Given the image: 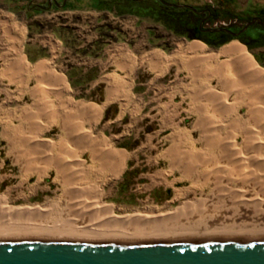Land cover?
Wrapping results in <instances>:
<instances>
[{
    "label": "bare ground",
    "instance_id": "obj_1",
    "mask_svg": "<svg viewBox=\"0 0 264 264\" xmlns=\"http://www.w3.org/2000/svg\"><path fill=\"white\" fill-rule=\"evenodd\" d=\"M13 26L12 24L11 29ZM11 47L14 57L11 58L13 62L9 60L8 71L12 73L8 72L4 79L9 84L20 87L22 93L31 94L35 98L34 104L39 108L52 112L48 123L42 124L43 127H36L37 131L41 132L45 127L58 124L61 127L58 142L65 141L68 135H74L77 140L94 145L96 149H93L97 151L91 152L90 163L86 165L79 159L81 153L75 146L62 144L64 142L56 145L51 138H41L43 142L41 139V142L36 141L39 137L30 126L32 133L24 143L29 144V148L39 147L40 151L46 152L42 160L43 169L39 172L44 175L47 169H52L55 172L54 180L60 183L62 194L66 198L47 202L42 206H11L5 201L0 202V239L122 242L264 238V69L243 45L232 41L224 46L221 53L227 58L220 66H212L208 78L206 75L201 79L198 76L200 82L193 83L186 95L197 115L196 125L200 128L198 138L203 141V148L187 146L191 140L188 133L170 136L173 145L169 154L172 166H169V172L179 169L181 177L189 180L190 188L208 189L206 197L184 203L174 211L149 209L122 213H114L112 204H104L100 200L103 189L99 181L108 171L106 163L111 155H118V169H112L114 175L120 173L127 155L114 151L108 143L98 137L100 142L97 136L92 137L88 130L74 124L65 103L59 105L63 117L55 115L56 107L47 97L50 95L47 91L57 84L66 89L63 77L56 74L46 60L30 66L18 48L13 44ZM188 47L202 49L204 44L197 41ZM158 54L159 58L163 57L165 60L175 58V55ZM207 59H211V56L203 55L197 62L210 68ZM233 59L236 61L235 65L230 63ZM12 66H15V71L11 70ZM213 79L216 80L215 85L210 84ZM31 80L34 84L30 88L28 84ZM239 107L244 110L242 113L245 123L242 127L233 119L232 122H226ZM222 132L226 134L221 135ZM183 147L185 148L182 149ZM21 155L17 154L16 161L22 162L27 170H33L34 162L31 158L34 155L26 158Z\"/></svg>",
    "mask_w": 264,
    "mask_h": 264
},
{
    "label": "rangeland",
    "instance_id": "obj_2",
    "mask_svg": "<svg viewBox=\"0 0 264 264\" xmlns=\"http://www.w3.org/2000/svg\"><path fill=\"white\" fill-rule=\"evenodd\" d=\"M6 1L7 0H0V6L6 4ZM13 1L16 0H12V2ZM48 1L49 0H20L18 7H20V5L25 7L26 5L40 3L45 8L41 10V12L37 11L39 14L36 16H34V14L37 12L26 11V16H24V12L20 11L15 12L13 17L21 21L19 24H21L20 26H22L24 31V39H22L24 45L27 42L33 44L42 43V38H45L46 34L51 33V28H55V23L67 22L69 27V29H66L68 33L65 35V41L68 45L66 49L67 55L60 57L58 61L55 62L57 68H65V64L69 63L66 59L72 61L82 56V52H76L73 44L81 42L85 37L90 41H98V45L94 44L92 47L88 46L85 52L88 50L89 54L92 55H97L98 53L99 57L102 54L100 45L109 41H122L127 45H132L139 39L145 42L146 47L159 45L161 48L170 49L173 46V37L179 34L178 32L180 31V28H178L177 31H175L174 28H170L164 20L159 19V17L155 15L143 14L139 16L125 13L117 14L116 11H114L115 9L118 10L116 7L118 4L125 9H134L137 3L132 2V0H119L118 4H112L111 0H65L64 6H60L63 0H52L50 6H48ZM164 1L173 3L174 5L186 4L198 11L202 9L210 10L212 16L204 23L203 27L205 28L227 27L232 31H237L241 25L251 20L254 16H258L260 19L264 20V0ZM54 2H57L59 5H55ZM147 3L148 2H145L143 5ZM129 4H131V6ZM95 5L100 7L94 8L93 6ZM192 19L195 20V18ZM255 23L258 24L257 22ZM255 23L248 26L246 33L250 34L253 30L259 29L260 26L258 25H262H256ZM243 37L251 44L252 50L258 53V57L264 63V45H255V41L249 40L245 35H242V38ZM232 39L241 42L238 38ZM238 41L235 42L239 43ZM241 43L244 44L243 42ZM247 51L251 54L250 49ZM63 53L64 52H62V54ZM92 55H90V57ZM254 60L258 64L256 58ZM99 65L101 68H104V72L113 69L110 60H99ZM261 68L264 69L263 66ZM169 73L171 74L172 70ZM136 74L138 79H142V77L146 76L144 70L141 69ZM167 77L170 78L169 75H167ZM146 87V84H143L137 86L134 90L135 97L133 100L143 105L139 111L133 113V109H126L125 115L117 127H111L104 123L101 127L97 125L94 128V131H98L100 128L105 130V132L109 134L108 138L113 147L117 146L118 149L125 150L129 154L126 167L127 170L124 174L118 176V189L113 186L114 179L107 181L106 185L102 188L103 194L100 200L104 202V204H112L114 213L149 209H153L154 211H174L184 203H191L195 201V199L205 198L208 194L207 188H190L189 180L181 177L182 172L179 169H173L170 171L171 173L169 172V166H171L169 163V160H171L169 159V154L170 148L173 145V140L170 139V136H174V134L183 135V133L177 132H172L170 134L171 131L176 130L184 132V134L188 133V135L191 136V140L188 141L187 146L190 145L196 149L203 148V141L198 138L200 136V128L196 125L195 116L188 113L186 101H181L178 96L173 101L166 104V113L160 114L156 108L152 107L153 102L148 101V99H152L147 96L151 95V90L149 93L140 92V90ZM136 90H138L137 93ZM15 94L16 91L14 87L5 89V86L0 81V202L5 201L7 205L11 206H42L47 202L62 201L66 196L62 194L60 183L54 180L55 172L52 169H47L44 175L39 172L43 169L42 160L45 158L44 155H46V152L44 153V150L40 151L39 147L29 148V144L26 145L24 143L30 135L27 126L24 124L25 126H23L22 130L19 129L22 128L21 126L16 130L17 126L13 125L15 119H13L11 115L5 113L8 109H19L21 104L24 105L29 100L28 97L17 100L14 98ZM131 105H134L133 102H131ZM113 110H115V107L110 108L108 112L111 113ZM242 112L244 113L243 107H239L232 117L227 118L226 122L235 121L239 127H242V124L245 123L243 122L245 117ZM16 119L20 120L17 116ZM231 119L233 120L231 121ZM3 123H10L14 127L5 125L7 127L3 134ZM74 123L83 127V125L79 124L77 121ZM117 129L121 130V134L127 135L129 139H120L119 135L118 139H116L114 135L109 133ZM55 132L56 131L52 129L50 132L46 133V135L55 138ZM220 134L225 135L226 133L224 134L222 132ZM3 135L8 137H4ZM40 139L41 137L36 141L43 142V139H41V141ZM53 141L56 145L62 142H64L62 144H68L67 140L58 142V139H53ZM124 143H129L133 145L134 148L129 150L123 146ZM75 148L81 153V158L79 159L84 164H89V156L88 158L82 156V150L77 147ZM184 148L185 147L182 149ZM19 150L22 154L21 156L24 158L34 155L31 158L34 162V166L32 167L34 168L33 170H27L22 162L19 163L16 161L17 154H20ZM37 165H41V167ZM40 174L43 176H40ZM121 179L128 183L129 186L121 187Z\"/></svg>",
    "mask_w": 264,
    "mask_h": 264
},
{
    "label": "crops",
    "instance_id": "obj_3",
    "mask_svg": "<svg viewBox=\"0 0 264 264\" xmlns=\"http://www.w3.org/2000/svg\"><path fill=\"white\" fill-rule=\"evenodd\" d=\"M19 2L20 0H16L13 2L12 0H7L6 4L0 6V81L5 86V89L14 87L16 91V94L14 95L15 99L22 100L25 97H28L29 100L24 105L21 104L19 109H8L5 113L11 116L14 115L12 118L15 119V123L13 122V125L17 126L16 129L21 126L22 128L19 129L22 130L23 126L26 125L28 130L31 126L30 129L36 132L37 134H34L39 138L41 137L51 138L52 140H59V137L61 136V127L57 124L45 127L41 132H38L36 127H43L46 122L48 123L49 117L52 112H45L42 108H39L37 104H34L35 98L32 97L31 94L22 93L20 87H18L16 84H9L7 80L4 79V75L12 73L8 71V68H10L9 60L10 62H13L12 59L14 57V53L11 47L13 44L18 48L20 54H22V56L30 66L35 65L40 61L46 60L48 61V65L50 66V68H52L56 74L63 77L64 82H66V89L57 84L52 88H55L54 90L51 89L54 92H52L51 90L47 91L50 92V95L47 94V97L50 98L51 102L56 107L55 115L60 118L63 117V113L61 112V110H59V105L65 103L69 109V117H72L71 120L73 121V123L77 121L79 124L83 125L82 128H85L86 130H88V132H90L92 137L97 136L96 138L100 142L101 140L105 141L110 145L111 148H113L114 151H120L123 152L125 156L127 155L124 166L121 169L120 173L114 175L112 169H118V155L116 154L115 157H111L112 155L110 154L111 156L106 163L108 169L105 174L106 176L104 175L105 177L103 176L99 181L102 188L106 185L107 181L114 179L113 186L118 189V176L126 172L129 154L125 150L118 149L117 146L113 147L108 138L109 134L106 133L105 130L100 128L98 129V131H94L93 128H95L97 125L101 127V125L104 123L110 125L111 127H117L118 124L121 123L120 121L125 115L126 109H133V113L139 111V109L143 107V105H140L138 101L133 100V98L135 97L134 90L137 86L143 84H146L147 87L143 90H140V92L149 93L151 90V95L147 96L152 99H148V101L153 102L152 107L156 108V110L160 112V114H165L166 104L170 103L178 96L181 101H186V108L188 113L193 116H197L196 114H194L192 110V104L189 102L188 97L186 96L190 91V87L193 83H198L199 77L201 79L206 75V77L208 78L207 75H209V71L211 70L212 66H220L223 63V61L227 58L225 54L221 53V49L224 46L231 43L232 41H238L236 39H229L219 46L214 47L209 45L204 39H190L175 35L173 37V46L170 49L161 48V46L159 45L146 47L145 42L139 39L136 40L132 45H127L122 41H109L100 45L102 54L98 57V53L97 55H92L89 54L88 50H86L85 52V49H88V46L92 47L94 44L98 45V41H90L85 37V39L81 42L73 44L76 52H82V56H79L78 59L72 61H70V59H66V61L69 63L65 64V68H57L55 62H57L60 57L67 55L66 49L68 45L65 41V35L68 33L66 29H69L67 22L55 23V28H51V33L46 34L45 38H42V43L33 44L31 42H27L24 45L22 40L24 39V31L22 26H20L21 24H19L21 21L15 19L13 15L15 12L23 11L24 16H26V11L41 12V10L33 8L30 5H26L25 7H22L20 5V7H18ZM37 14L39 13H35L34 16H36ZM12 24L14 26L16 25L15 27L17 28L13 26L11 29ZM4 31H6V33ZM197 41L203 43L204 47L202 49H189L188 46H190L191 43ZM244 47L246 48L247 46L244 45ZM62 52L64 53L62 54ZM158 52L160 54H163L164 56L175 55V58L173 60H165L163 57L159 58ZM250 52L252 56L256 58L258 64L261 67L263 66L264 68V63L258 57V53L252 50V48L250 49ZM90 55L92 56L90 57ZM203 55L211 56V59H207V65H210V68H207L208 66L205 67L203 65H200L197 62V60L201 59ZM99 60H110L111 64L113 65V69L111 71L104 72V68H101L99 65ZM230 63L235 65L236 61H234L233 59L230 61ZM140 69L144 70L146 74V76L142 77V79H138V76L136 74L138 71H140ZM11 70L15 71V66H12ZM171 70L172 73L170 74L169 72ZM167 75H169L170 78H168ZM33 84L34 81L31 80L28 86L31 88ZM210 84L215 85L216 80H211ZM137 91L138 90H136V93ZM52 93L54 94V96ZM51 97H53V99ZM131 102H133L134 105H131ZM112 107H115V110L109 113L108 111ZM15 116H19L18 118H20V120H17ZM20 121L24 123H20ZM5 125L13 126L10 123H3V134L5 133ZM52 129L56 131L55 138L46 135V133L50 132ZM31 130L29 131L32 133ZM172 132L183 133L175 130L171 131L170 134ZM109 133L114 135L116 139H118V135L120 139H129L127 135H122L121 130L118 129ZM3 136L8 137L6 135ZM71 137L73 138L71 139ZM66 140L68 141L69 146H75L78 149H81L83 152L82 156H86L87 158L92 151H94L92 153H95L97 151L94 150L96 149L94 145L91 146L88 145L87 142L85 143L79 141L74 137V135H68ZM123 146L125 148H128L129 150H132L134 148V146L129 143H124ZM109 163L111 164L109 165ZM120 185L121 187L127 185L129 186V184L122 179L120 181Z\"/></svg>",
    "mask_w": 264,
    "mask_h": 264
},
{
    "label": "water",
    "instance_id": "obj_4",
    "mask_svg": "<svg viewBox=\"0 0 264 264\" xmlns=\"http://www.w3.org/2000/svg\"><path fill=\"white\" fill-rule=\"evenodd\" d=\"M256 20L260 22L257 17L246 21L241 30ZM0 264H264V238L122 242L0 239Z\"/></svg>",
    "mask_w": 264,
    "mask_h": 264
},
{
    "label": "trees",
    "instance_id": "obj_5",
    "mask_svg": "<svg viewBox=\"0 0 264 264\" xmlns=\"http://www.w3.org/2000/svg\"><path fill=\"white\" fill-rule=\"evenodd\" d=\"M119 0H111L112 4H118ZM132 2L137 3V5L132 8L128 9H121V10H114L118 14H135V15H155L158 16L159 19L164 20L165 23L170 28H174L175 31L179 30L178 36H183L186 38H200L206 40L211 46H219L220 44L228 41L232 38H238L241 42H243L248 49H251V44L247 42V40L242 35H245L249 38V40L255 41V45H264V23L260 26L259 29L253 30L250 34L246 33V29L241 30L243 25L237 30L232 31L227 27H222L219 30H210L211 28H204L201 30L200 28V21H201V11L194 9L193 7H185V6H176L173 3H169L164 0H132ZM148 2L146 5L143 3ZM131 6V4H129ZM94 8L100 6H93ZM118 9V5L116 6ZM102 8V7H101ZM257 19H260L258 16ZM192 18H195L193 20ZM253 18V17H252ZM251 18V19H252ZM263 20V19H262ZM254 24V23H252ZM213 29V28H212ZM203 32V33H201ZM235 33V34H232ZM253 44V43H252Z\"/></svg>",
    "mask_w": 264,
    "mask_h": 264
},
{
    "label": "flooded vegetation",
    "instance_id": "obj_6",
    "mask_svg": "<svg viewBox=\"0 0 264 264\" xmlns=\"http://www.w3.org/2000/svg\"><path fill=\"white\" fill-rule=\"evenodd\" d=\"M64 1L65 0H63L62 1V3L60 4V6H64ZM136 1H138V0H136ZM51 3H52V0H49L48 1V6H50L51 5ZM54 4L55 5H59L57 2H54ZM31 7H33V8H37V9H40V10H43L45 7L44 6H42L40 3H35V4H33V5H30ZM119 9H123L122 8V6L121 5H119L118 4V10ZM201 23H200V28H201V30H203L205 27H203V25H204V23L207 21V19H209L211 16H212V13H211V11L210 10H208V9H202L201 10ZM258 20H260V22H258L257 20L255 21V22H257L258 24H263L264 23V20H262V19H258ZM254 22V23H255ZM212 29V28H211ZM210 29V30H211ZM219 29H222V28H213V30H219ZM201 33H203V32H201Z\"/></svg>",
    "mask_w": 264,
    "mask_h": 264
}]
</instances>
